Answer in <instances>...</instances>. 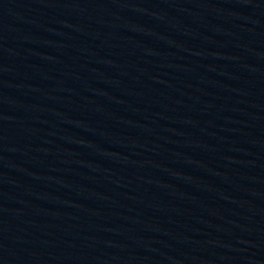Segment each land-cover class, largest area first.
Wrapping results in <instances>:
<instances>
[{"label":"water","instance_id":"water-1","mask_svg":"<svg viewBox=\"0 0 264 264\" xmlns=\"http://www.w3.org/2000/svg\"><path fill=\"white\" fill-rule=\"evenodd\" d=\"M0 264H264V0H0Z\"/></svg>","mask_w":264,"mask_h":264}]
</instances>
